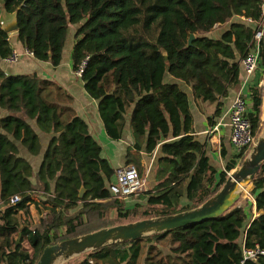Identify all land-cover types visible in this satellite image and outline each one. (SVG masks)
<instances>
[{
    "label": "trees",
    "instance_id": "obj_1",
    "mask_svg": "<svg viewBox=\"0 0 264 264\" xmlns=\"http://www.w3.org/2000/svg\"><path fill=\"white\" fill-rule=\"evenodd\" d=\"M261 3L2 0L8 13H18L16 37L23 48L54 68L63 61L70 28L76 27L72 69L98 103L107 136L120 141L130 116L134 144L127 164H135L141 174L144 147L149 157L157 150L160 155L156 185L143 193L147 208L137 214L140 204L126 208L127 198L108 190L116 170L102 158L87 123L63 104L67 100L61 89L37 74L8 75L0 68V264H37L48 246L114 227L92 224L106 220L110 211H116L120 224L132 223L196 209L219 192L243 154L226 162L223 170L210 164L206 145L194 134L184 87H190L197 103H216L214 117L222 114V100L243 79L241 63L256 28L233 20L258 21ZM227 24L220 38L210 37ZM12 50L10 35L0 24V59L4 62ZM262 60L264 64V41ZM250 97L249 118L257 138L261 88L252 87ZM35 126L51 136L37 172L19 150L21 145L31 156L39 155ZM133 150L138 155L132 156ZM250 191L257 210L263 211L251 222L237 203L212 221L110 245L70 264H242L243 248L264 249V165ZM15 197L19 200L13 203ZM244 264H264V256Z\"/></svg>",
    "mask_w": 264,
    "mask_h": 264
},
{
    "label": "crops",
    "instance_id": "obj_2",
    "mask_svg": "<svg viewBox=\"0 0 264 264\" xmlns=\"http://www.w3.org/2000/svg\"><path fill=\"white\" fill-rule=\"evenodd\" d=\"M2 6V0H0V7ZM235 21H243V18H235ZM229 28V27H228ZM227 28V29H228ZM225 29L223 33L227 30ZM76 32V27L70 28L69 36L71 35L72 38V46L69 48V52L65 54L63 52V61L61 65L57 68H54L49 63H41L35 61V59L31 56H23L21 63H18V66L15 68H6L5 62L0 59V68L8 75H28V74H37L41 79L52 82L56 84L60 89L61 92L65 95L67 103H63L71 108L76 116L83 119L88 127L92 138L97 141L102 148L101 156L102 158L106 159L110 166L114 170H118L124 166H127V154L128 149L131 148L134 144V138L132 135V130L130 127V116L127 117V125L124 130L123 138L120 141H113L111 140L105 131L104 124L100 118L98 112V103L91 99L85 91L84 84L80 79V75L75 73L72 69V61H71V54L72 49L74 46V35ZM222 33L220 34V36ZM68 36V37H69ZM220 36L215 37L212 33L210 34L211 38H220ZM10 40L12 42L13 49L19 50L21 53H24L25 49L23 48L22 44L17 41L16 34L10 35ZM66 47V46H65ZM65 50V49H64ZM66 57V60L64 59ZM65 65L68 75L66 76V80L60 74V69L62 66ZM241 69L243 70L242 63ZM244 72V70H243ZM261 72H256L250 78V84L247 88L243 90L242 83L244 79L241 81L238 87L231 89L227 98L223 99V107H222V114L219 117H214L217 104L216 103H197L193 97L192 91L190 87H184L186 92L189 96L190 101V109L194 119V134L197 140L205 144L207 147V156L210 160V164L218 169L220 165L224 162L232 161L236 158V152L231 145V129L229 127V110L231 108L232 103L234 102L235 98L242 92L245 96L249 98V109L250 113L252 112V102L250 97V89L255 87L256 82L260 81L261 79ZM261 84V83H260ZM184 86V85H182ZM63 95V96H64ZM71 99H67V97ZM64 98V97H63ZM212 119V120H211ZM218 130H215V128ZM35 130L38 133L41 139V147L39 151V155L34 157L29 154V152L19 145L20 155L25 158L27 161L30 162L33 169L37 172L41 166L42 159L44 153L48 147L49 141L51 139L50 135H45L39 132L37 127L35 126ZM132 156H136V151H130ZM160 153L158 150L154 153L152 157H149L146 154L145 147L144 150L140 153L141 156V165L144 167L145 170V177L146 182L150 184V188H153L156 185L155 175L157 170V160L159 158ZM238 160V159H237ZM115 162H117L115 166ZM115 178H113V183ZM110 186V185H109ZM128 199V198H127ZM186 202V199H183ZM250 222L259 218L263 211H258L255 202L252 199V204L250 208ZM34 219L36 220L37 217L34 214Z\"/></svg>",
    "mask_w": 264,
    "mask_h": 264
},
{
    "label": "water",
    "instance_id": "obj_3",
    "mask_svg": "<svg viewBox=\"0 0 264 264\" xmlns=\"http://www.w3.org/2000/svg\"><path fill=\"white\" fill-rule=\"evenodd\" d=\"M0 24L6 34H17L19 29L18 13H8L2 4L0 8ZM194 39L195 37L192 35L189 45H191ZM17 41L19 42L18 38ZM164 56L167 59L166 53H164ZM263 165L264 133L261 137L256 138L255 144L251 147L241 167L234 170L228 176L226 183L220 191L200 207L176 215L145 219L125 225L104 228L48 246L40 256L37 264H61L80 255L97 251L110 245L133 242L148 236L169 233L187 226H195L217 219L234 208L241 200L243 191L250 187L253 189V182ZM84 193L85 190L82 188L79 197L82 198ZM20 242L21 237L18 240V244Z\"/></svg>",
    "mask_w": 264,
    "mask_h": 264
},
{
    "label": "built area",
    "instance_id": "obj_4",
    "mask_svg": "<svg viewBox=\"0 0 264 264\" xmlns=\"http://www.w3.org/2000/svg\"><path fill=\"white\" fill-rule=\"evenodd\" d=\"M244 22L254 25L255 35L250 43L249 50L242 60L244 79L243 90L250 84V78L256 74L262 60V43L264 41V0L261 3V17L258 21L243 18ZM23 56L33 55L27 50L21 53L13 49L11 55L4 60L8 65L18 64ZM80 75V74H78ZM242 92L235 98L229 110V127L231 129V145L237 156L249 150L256 142L252 123L249 118V98ZM215 130H218L216 127ZM145 186V179L142 178L139 170L134 165H127L119 168L115 173V180L110 184V192L117 198L125 199L140 193ZM18 198L13 199V203L18 202ZM264 256V249L257 246L255 249L243 248V262L251 260L257 261Z\"/></svg>",
    "mask_w": 264,
    "mask_h": 264
},
{
    "label": "rangeland",
    "instance_id": "obj_5",
    "mask_svg": "<svg viewBox=\"0 0 264 264\" xmlns=\"http://www.w3.org/2000/svg\"><path fill=\"white\" fill-rule=\"evenodd\" d=\"M229 27V24H227V25H224V26H219V27H217V29L213 32V35L215 36V37H218V36H220V34L221 33H223V31L225 30V29H227ZM212 35V34H211ZM66 47H65V50H64V52H65V54L64 55H66L69 51V48L72 46V38H71V35L68 37V40H67V43H66V45H65ZM64 59L66 60V57L64 56ZM36 61V60H35ZM23 61L21 60V63H22ZM18 66V64H14V65H6V68L7 67H9V68H15V67H17ZM61 71H60V74H61V76L62 77H64V79L66 80V76L68 75V72H67V69H66V66L65 65H63L62 66V68L60 69ZM261 72V79H260V81H258V82H256V84H258V85H255V86H258L259 88H261V90H262V92H263V108H262V119H261V124H260V130L258 131V134H257V138H259V137H261L262 136V134L264 133V64H263V60H261V63H260V65H259V67H258V69H257V72ZM261 83V84H260ZM38 129V128H37ZM39 130V129H38ZM40 132V131H39ZM41 133V132H40ZM43 134V133H42ZM251 149V148H250ZM250 149L249 150H246L245 151V153H243V157L242 158H240V159H238V161H237V166H236V169L235 170H237V169H239L240 167H241V165H242V163L244 162V160L246 159V157H247V155H248V153L250 152ZM245 154V155H244ZM116 164H117V162H115V166H116ZM131 165H134V166H136L135 164H131ZM225 166H226V163L224 162L222 165H220L219 166V168H221V170H223L224 168H225ZM136 168H137V166H136ZM138 169V168H137ZM139 170V169H138ZM140 172V171H139ZM234 172V171H233ZM233 172H231V173H233ZM231 173H229L228 174V176L231 174ZM141 176H142V178L143 179H145V186L143 187V189H142V191L140 192V193H138L137 195H133V196H131V197H128V199L125 201V203H126V208H132V206L134 205V204H140V206H141V208L139 209V211H138V213L137 214H141L142 215V212L147 208L146 207V202L142 199V197H143V193L144 192H146L148 189H150V184H148V182H146V177H145V170H143V172L141 173ZM251 189H252V187H250ZM250 188L249 189H246L245 191H243L242 192V198H241V200L238 202V205H240V206H242V207H244L246 210H247V212H248V214H249V216L251 217V211H249V206H250V204H252V197H251V195H250ZM117 217H118V215H117V213H116V211H115V213H111V211L110 212H108V214H107V218H106V220H103L102 222H98V221H96V220H93L92 221V224L93 225H95V226H100V225H102V223H104L105 224V222H107V224H112V225H114V226H118V225H125V224H129L130 222H128V221H123L124 223H121L120 224V222H118V220H117ZM112 218V219H111ZM143 219H139V220H136V221H134V222H137V221H142ZM36 221H37V219H36ZM134 222H132V223H134ZM27 245V244H26ZM28 246V245H27ZM160 249L165 253V254H170V252H169V248H163L162 246H160ZM81 256L82 255H80V256H78V257H75V258H73V259H71V260H69V261H67V262H63V263H61V264H70V263H73V261L74 260H77V259H80L81 258Z\"/></svg>",
    "mask_w": 264,
    "mask_h": 264
},
{
    "label": "bare ground",
    "instance_id": "obj_6",
    "mask_svg": "<svg viewBox=\"0 0 264 264\" xmlns=\"http://www.w3.org/2000/svg\"><path fill=\"white\" fill-rule=\"evenodd\" d=\"M247 191V190H246Z\"/></svg>",
    "mask_w": 264,
    "mask_h": 264
}]
</instances>
